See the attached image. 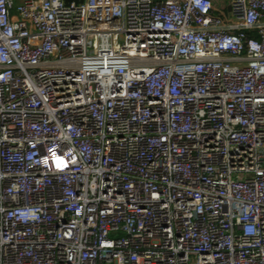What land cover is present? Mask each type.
<instances>
[{
	"label": "built area",
	"instance_id": "built-area-1",
	"mask_svg": "<svg viewBox=\"0 0 264 264\" xmlns=\"http://www.w3.org/2000/svg\"><path fill=\"white\" fill-rule=\"evenodd\" d=\"M0 0V264H264V0Z\"/></svg>",
	"mask_w": 264,
	"mask_h": 264
},
{
	"label": "crops",
	"instance_id": "crops-1",
	"mask_svg": "<svg viewBox=\"0 0 264 264\" xmlns=\"http://www.w3.org/2000/svg\"><path fill=\"white\" fill-rule=\"evenodd\" d=\"M226 2L222 1V0H216V6L218 7H222L225 6Z\"/></svg>",
	"mask_w": 264,
	"mask_h": 264
},
{
	"label": "rangeland",
	"instance_id": "rangeland-1",
	"mask_svg": "<svg viewBox=\"0 0 264 264\" xmlns=\"http://www.w3.org/2000/svg\"><path fill=\"white\" fill-rule=\"evenodd\" d=\"M17 2H19V0H17Z\"/></svg>",
	"mask_w": 264,
	"mask_h": 264
},
{
	"label": "water",
	"instance_id": "water-1",
	"mask_svg": "<svg viewBox=\"0 0 264 264\" xmlns=\"http://www.w3.org/2000/svg\"><path fill=\"white\" fill-rule=\"evenodd\" d=\"M70 0H68V2H69Z\"/></svg>",
	"mask_w": 264,
	"mask_h": 264
}]
</instances>
